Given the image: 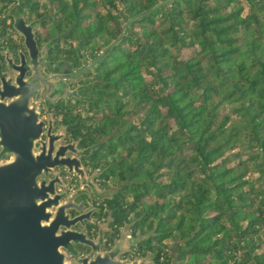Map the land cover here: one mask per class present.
Segmentation results:
<instances>
[{"label":"trees","instance_id":"16d2710c","mask_svg":"<svg viewBox=\"0 0 264 264\" xmlns=\"http://www.w3.org/2000/svg\"><path fill=\"white\" fill-rule=\"evenodd\" d=\"M22 1L84 47L162 2ZM130 27L84 91L87 113L81 99L55 107L70 140L98 145L85 160L110 188L107 235L130 223L154 264H264V0H169Z\"/></svg>","mask_w":264,"mask_h":264},{"label":"water","instance_id":"95a60500","mask_svg":"<svg viewBox=\"0 0 264 264\" xmlns=\"http://www.w3.org/2000/svg\"><path fill=\"white\" fill-rule=\"evenodd\" d=\"M167 1L162 0L134 16L122 13L123 31L91 60L84 59L83 64L75 68L70 60L55 62L48 59L49 47L56 43L59 35L44 45L39 56L34 32L38 20L27 23L24 1L19 0L14 22L31 47L33 72L26 77V60L22 57L21 63L13 65L16 77L0 73V147L9 155L0 158V264H72L65 250L72 242L99 248L96 257L90 259L86 255L82 264H110L106 258L117 254L115 248L102 251L103 237L96 242L86 232L72 227L83 216L72 217L68 210L77 191L61 201L63 194L59 192L58 185L65 186L66 183L60 172L47 181L42 178L61 164L75 172L84 185L88 176L82 156L89 155L98 145L80 147L75 140L63 142L66 134L61 129L53 131L52 115L45 132L40 103L45 101L49 105L62 98L67 101L74 95L88 100L90 97L80 96L79 90L89 84L72 88L70 80L79 77L90 66L98 65L126 34L131 33L133 21ZM44 134L47 138L43 137ZM125 261L145 264L141 260Z\"/></svg>","mask_w":264,"mask_h":264},{"label":"flooded vegetation","instance_id":"af4514ba","mask_svg":"<svg viewBox=\"0 0 264 264\" xmlns=\"http://www.w3.org/2000/svg\"><path fill=\"white\" fill-rule=\"evenodd\" d=\"M1 2H6L3 0H0ZM8 2H6L3 6L5 7L7 5ZM2 6V7H3ZM15 16V14H14ZM14 16L12 19H6V21H4V17H0V73L2 74H6L9 77H16L17 71H15L14 66L15 64H19L22 61V57L25 58L26 62V77L30 76L33 72V54H32V50L31 47H29L26 44L25 41V36L23 35V33L18 30L16 28L15 25V20H14ZM27 23H30V19L27 18ZM49 24H51V22H41L40 20L38 22L35 23L34 25V32H35V38H36V43L39 49V56L41 57L42 55V49L44 47V45L52 38L49 37ZM59 35L60 37L58 38V40L56 41V43L52 46L49 47L48 50V59L50 60H54L55 62H58L60 60L63 59H67L70 60L71 62L74 63V67H78L80 65H82V62L84 59H87V56L89 57L90 54H85V52L82 50V48H85L84 46H82V43H87V41H85L84 39H82L79 44V49H76V46H74L73 48H71V50H69V53L67 52V50L64 52V48L61 45L62 43V38H64L66 36V34L60 35V32L58 31L56 33V35ZM65 39H68L67 37H65ZM89 44V43H88ZM87 44V46H88ZM61 45V46H60ZM94 54V53H93ZM92 54V55H93ZM10 60V62H9ZM100 64V63H99ZM98 64V65H99ZM98 65L95 66H90L88 68L87 71H85L83 74H81L79 77L73 78L70 80V86L72 88L84 84V83H90V81L92 80H86L83 79L85 78V76H91L93 74L94 69H96L98 67ZM47 71H49V68L46 67ZM91 74V75H89ZM84 80V81H83ZM95 82V77H93V83ZM90 83V84H93ZM89 84V85H90ZM0 85H1V77H0ZM89 87V86H88ZM82 88L79 90L80 96H86V97H90L91 95L88 93H85L84 91L86 90V88ZM9 97L6 98V100H8ZM79 97L77 96H71L67 101L62 98L56 102L50 103L49 105H47V103L45 101H42L40 103V109H41V118H43L45 120V132L47 130V126H48V120L50 115H52L54 117V127H53V131H57L61 128H64L66 135L63 138V142H69V141H73L70 140L69 137V133L68 130L66 129L65 125H58L57 121H58V116L57 114H55V107L56 104L59 103H66V104H72L75 106V103H77V101H79ZM81 100H86V99H81ZM80 103L79 102L75 107L77 109H80ZM44 138H47L46 134L43 135ZM76 141V140H75ZM78 141V140H77ZM78 145L80 147H83L79 144L78 141ZM85 156H82V160L83 163L87 164L86 160H85ZM9 157V155L7 154V152L5 151V149L0 147V158H7ZM89 167V172H95L94 178L102 184L101 179L99 177V171L97 169H92L90 166ZM97 170V171H96ZM57 172H60V177L62 178L63 182L66 183L65 186H61L58 185L59 188V192L62 193V198L61 201H64L68 198V196L73 193L76 192V195L74 197V199L71 201V207L68 209L71 212L72 217L76 216V215H82L83 217L72 227L76 228L78 230L84 231L87 233L88 237L94 239L96 242L99 241L100 237L98 238V231H99V226L98 223L101 220H107L108 224L104 227L106 230L103 229L104 234H105V240L103 237V243L101 244V249L103 252L108 251L110 249H112L113 244L111 245V243L113 242V240L115 239V237H117V235H119L120 230L123 226L130 224L128 222H126L123 226H121L119 228V231L112 237L109 238V236L107 235V232L110 231H114L115 229L113 228V226L111 225V219L112 216L110 213H106L107 209L106 207H104L102 205V200L105 198V196H107L109 193H106V189L107 187L104 188V190H102L100 192V194H97V192L95 191L94 195L93 193L90 195L89 191H93L92 189H89L87 187H84L83 185H81V180L80 177L76 175L75 172H71L69 171L66 167L62 166L61 164H59L58 166H56L54 168L53 171H49L46 172L44 175H42V178H44L46 181L53 178ZM92 178V179H94ZM80 182V183H79ZM92 184L95 185V183L93 182V180L91 181L90 178L88 177L86 179V183L84 185L87 184ZM105 192V193H102ZM93 209V211L91 213H88L89 210ZM109 228V230H107ZM108 237V238H107ZM125 242L122 241V243L120 244V249L121 247H123L125 244ZM65 250L67 251V256H68V260L72 262V264H82V259L83 257H85L86 255L90 256L91 258L96 257V255L98 254V246H94V245H88L85 243H76V242H72L69 244L68 247L65 248ZM139 253V251L137 252ZM146 254V253H145ZM145 254H141L139 253L140 256H143ZM115 257H107L106 261H109L108 263L110 264H132L131 262H127L125 260H129L127 259L128 253L125 252L123 253L121 256L120 255H114ZM116 258V259H115ZM117 262H116V261ZM155 263V259L153 257V262L151 264ZM179 262L176 263V260L172 259L170 260L169 263H165V264H178Z\"/></svg>","mask_w":264,"mask_h":264},{"label":"rangeland","instance_id":"374dc122","mask_svg":"<svg viewBox=\"0 0 264 264\" xmlns=\"http://www.w3.org/2000/svg\"><path fill=\"white\" fill-rule=\"evenodd\" d=\"M6 3V2H1L0 3V17H5V16H7L8 17V19H12L13 18V16H14V14H15V11L17 10V8H18V4H19V0H15V1H11V2H8L7 3V5L4 7L3 5ZM3 6V7H2ZM25 12H27V9H25ZM25 16L27 17V18H29L30 20L29 21H34V20H39L36 16H35V14L34 15H30V13H25ZM38 22V21H37ZM54 24H55V22H51V24H49V37H52L51 39H54L56 36H58V34L56 35V34H54V32H53V30H54ZM52 30V31H51ZM51 32L53 33V35H51ZM64 33H65V31H62V32H60V35H62L63 34V36H64ZM66 37V36H65ZM65 37L64 38H62V43H61V45L63 46V48H64V52L67 50V52L69 53V50H71V48H73L74 46H76V49H78V50H81V49H79L78 47H79V44H80V42L79 41H81L82 39H84V35H82L81 36V38H78V37H67L68 39H65ZM50 39V40H51ZM104 41V39L103 38H101V37H99V36H97V37H95V38H93V39H91L90 41H89V44H88V46L87 47H85V48H82V50L85 52V54H90L89 55V57L87 56V59L88 60H91L93 57H94V55L96 54V53H98V52H100L101 51V48L99 49V42H103ZM111 42V41H110ZM109 42V43H110ZM109 43H107V44H109ZM107 44H105V43H102L101 44V46H102V48L104 47V46H106ZM60 45V46H61ZM94 53V54H93ZM93 54V55H92ZM82 64H83V62H82ZM95 72H96V69H94V71H93V74L91 75V74H89V75H91V76H85V78H83V79H86V80H91L90 81V83H93V77H94V75H95ZM84 81V80H83ZM90 83H87V84H90ZM84 84H86V83H84ZM80 109L79 110H81L82 111V113L83 114H86L87 113V111H86V108H87V106H88V103H86V102H84V101H81V103H80ZM61 130H62V132H64L65 134H66V132H65V130H64V128H61ZM77 141V140H76ZM84 167H85V170H86V172H87V176L90 178V180L92 181L93 180V182L95 183V185H93V183L91 184H87V185H83L84 187H87V188H89V189H92L93 191H89V193H90V195L93 193V195H94V193H95V191L96 192H101L102 190H104V188L106 187L105 185H103V184H101V183H99L95 178H94V175H95V172H89V167L86 165V164H84ZM98 170V169H97ZM96 170V171H97ZM99 171V170H98ZM92 178H94V179H92ZM80 183V182H79ZM81 185H82V182H81ZM107 191H110V188H107L106 189ZM103 193V192H102ZM108 224V221L105 219V220H101L99 223H98V226H99V231H98V238L101 236H103L104 237V240H105V234H104V231H103V229L104 230H106L104 227L106 226ZM107 230H109V228L107 229ZM142 232H139V235H134L133 234V232H132V229H131V225L130 224H127V225H125V226H123L122 228H121V230H120V233H119V235H117V237H115V239L113 240V242L111 243V245L113 244V246H112V249L113 248H115V250L117 251L116 253H117V255H122L123 253H125V252H127L128 253V256H127V259H130V260H141V261H144L145 262V264H151L152 262H153V255H154V252L153 251H151V250H147V253L145 254V255H143V256H140L139 255V253H137L138 252V250H139V248H138V243H139V241H140V239H141V237H139V236H141L140 234H141ZM100 237V238H101ZM108 238V237H107ZM122 241H124L125 243V245L123 246V247H121V249H120V244L122 243ZM172 243V239H165L163 242H162V244H161V246L162 247H165V245H167L168 246V248H169V245ZM169 244V245H168ZM166 246V247H167ZM176 263H177V261H176Z\"/></svg>","mask_w":264,"mask_h":264}]
</instances>
